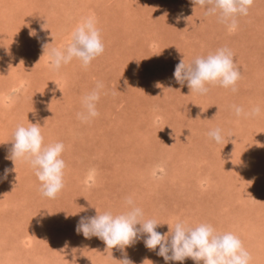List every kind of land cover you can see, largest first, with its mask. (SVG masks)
<instances>
[{
  "label": "rangeland",
  "instance_id": "1",
  "mask_svg": "<svg viewBox=\"0 0 264 264\" xmlns=\"http://www.w3.org/2000/svg\"><path fill=\"white\" fill-rule=\"evenodd\" d=\"M205 11L192 0H0V264H118L125 253L134 264H166L143 239L122 251L76 231L81 217L131 207L162 234L176 222L230 232L250 264H264V0L235 31ZM121 13L138 28L121 30ZM82 15L103 29L104 52L87 68L74 58L60 77L42 46L66 48L60 41ZM221 48L241 74L235 92L209 84L201 95L176 82L178 63ZM98 82L99 115L82 121L83 97ZM29 123L42 127L44 146L64 145L54 199L30 164L8 158L13 132ZM217 128L221 143L208 135Z\"/></svg>",
  "mask_w": 264,
  "mask_h": 264
},
{
  "label": "clouds",
  "instance_id": "2",
  "mask_svg": "<svg viewBox=\"0 0 264 264\" xmlns=\"http://www.w3.org/2000/svg\"><path fill=\"white\" fill-rule=\"evenodd\" d=\"M254 0H192L194 5L205 7V15H217L220 22L225 23L229 31L238 27L237 17L247 16ZM35 35V32L32 33ZM44 44L43 55L46 54L49 66L58 71L63 65L74 58L78 59L84 68L104 52L99 29L94 18L84 19L72 32L71 41L66 48L50 47ZM240 71L235 65L230 50L218 49L206 57H198L186 65L183 61L175 66L173 77L177 83L187 86L192 92L204 95L208 92L206 85H219L223 88L237 89L235 85L240 79ZM104 85L97 83L96 88L83 97L84 112L78 113V118L88 121L99 115L96 104L100 99V90ZM142 91V90H141ZM260 109H253L249 115L259 114ZM243 109L235 108V114L240 116ZM38 124L29 123L28 127L17 126L12 134L11 153L8 157L13 161L26 162L35 170V175L41 183L43 196L54 199L64 187L65 161L61 158L64 151L62 142L44 146L43 135ZM216 143H221L225 137L219 128L208 133ZM167 147V146H166ZM9 170L5 169V178ZM126 203L132 204L129 198ZM160 224L155 219H144L143 211L138 207L119 214L105 211L92 217H81L76 225V231L86 239L96 237L102 240L106 248L124 250L143 239L145 247L156 250L157 255L168 261H180L190 258L196 264H250V253L243 247L242 241L228 232L216 234L214 228L205 223L195 227H187L183 222H176L171 232L162 234L156 231ZM139 226V227H137ZM117 261V260H116ZM147 264L152 261L145 260ZM144 261V262H145ZM143 262V264H144ZM118 264H134L126 253Z\"/></svg>",
  "mask_w": 264,
  "mask_h": 264
},
{
  "label": "bare ground",
  "instance_id": "3",
  "mask_svg": "<svg viewBox=\"0 0 264 264\" xmlns=\"http://www.w3.org/2000/svg\"><path fill=\"white\" fill-rule=\"evenodd\" d=\"M123 5V4H122ZM78 7V6H77ZM162 7V6H161ZM135 8V7H134ZM139 11V10H138ZM93 12V11H92ZM134 15V14H133ZM119 18H121L123 21H121V22H124L125 23V26H123V24L120 26L122 29L121 30H124V29H126V31H128V30H131V29H134L135 27H136V29L138 28V26H136L137 24H127V22L128 23H132L133 22V19H128V18H126V16H124L122 13L121 14H118L117 15ZM139 16V15H138ZM117 17V20L119 19ZM107 18V17H106ZM134 18H135V16H134ZM84 19H86V17L84 16V15H82L81 16V18H78V19H76V22L69 28V30H68V34H66L65 36L66 37H64V38H62L61 39V43H65L66 44V42H70L71 41V34H72V32H73V30L84 20ZM113 19H115V18H113ZM167 20H168V18H167ZM164 21V20H163ZM167 22V21H166ZM98 23V22H97ZM111 22H108V26H111L112 24H110ZM165 23V22H164ZM169 24V23H168ZM98 26V25H97ZM115 26V25H114ZM118 26V25H117ZM116 27V26H115ZM119 27V28H120ZM100 29V32L101 31H103V29L102 28H99ZM106 30L109 32V34L111 35V37L113 38V36L114 35H116V33H117V30H115L114 28H111L110 30H108L107 28H106ZM135 30V29H134ZM107 35V34H106ZM110 37V36H109ZM104 38H106V39H108L107 37H104ZM102 41H104V39L102 40ZM60 44V43H59ZM60 46H63V45H61L60 44ZM60 48V47H59ZM63 48V47H62ZM164 51V50H163ZM15 56V55H14ZM47 57V56H46ZM158 59V58H157ZM115 62V63H114ZM105 63V62H104ZM113 63L114 64H116V63H118L117 62V60L116 61H113ZM118 66H119V64H118ZM120 67V66H119ZM122 67V66H121ZM125 67V66H124ZM112 69L114 68V70L116 71L117 69L120 71V69L119 68H117V69H115V67H111ZM117 70V71H118ZM12 71V70H11ZM66 71L65 70H62V69H59L58 71H56V72H54V74H59L58 76H63L64 74L66 75V73H65ZM14 73H15V70H14ZM68 73V72H67ZM159 74H161V72L159 71L158 72ZM55 78L56 77H52V78H50V80L51 81H53V83H54V80H55ZM64 83H65V81L63 82V85H64ZM19 84H20V82H19ZM13 85V84H12ZM54 85H55V83H54ZM14 86V85H13ZM15 87V86H14ZM20 87V86H16V90L18 89V88ZM15 90V91H16ZM138 90V88L136 89V91ZM48 93V92H47ZM30 94V93H29ZM50 94V93H49ZM51 95H55V96H57V97H59L60 96V94L58 93H53V94H51ZM63 96V94L60 96V97H62ZM45 98H47V97H45ZM44 100V99H43ZM47 100V99H46ZM35 101V100H34ZM35 103V102H34ZM46 108V107H45ZM34 109H36V108H34ZM50 109H52V108H50ZM15 111H17V110H15ZM32 114V113H31ZM34 115V114H33ZM41 125V124H40ZM109 127V126H108ZM8 143V142H7ZM229 157V156H228ZM120 177V176H119ZM2 185V184H1ZM18 191V190H17ZM8 200H9V198H8ZM11 233V232H10ZM23 236V235H22ZM3 237L6 239V236H4L3 235ZM21 238V237H20ZM4 240V239H3ZM9 242H11L12 244H13V240L11 239V240H9ZM8 242V243H9ZM10 243V244H11ZM11 244V245H12ZM32 248V247H31ZM15 252V251H14Z\"/></svg>",
  "mask_w": 264,
  "mask_h": 264
}]
</instances>
